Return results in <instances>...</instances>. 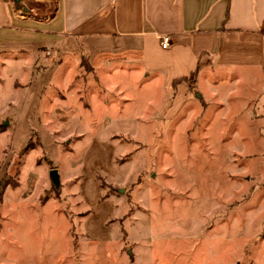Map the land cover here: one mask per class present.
Returning a JSON list of instances; mask_svg holds the SVG:
<instances>
[{"label": "rangeland", "instance_id": "1", "mask_svg": "<svg viewBox=\"0 0 264 264\" xmlns=\"http://www.w3.org/2000/svg\"><path fill=\"white\" fill-rule=\"evenodd\" d=\"M9 1L32 23L55 9ZM19 41L0 40V181L17 185L0 264H264V106L243 69L202 74L203 107L133 52Z\"/></svg>", "mask_w": 264, "mask_h": 264}, {"label": "crops", "instance_id": "2", "mask_svg": "<svg viewBox=\"0 0 264 264\" xmlns=\"http://www.w3.org/2000/svg\"><path fill=\"white\" fill-rule=\"evenodd\" d=\"M44 2L54 4L53 18L32 23L21 19L16 4L0 0V40H21L17 43L36 49L42 43L57 49L65 39L82 44L102 41L107 49L133 52L132 63L141 65L153 80L164 82L166 88L176 85L174 90L186 94V104L196 96L203 107L208 102L199 92L202 74L240 68L248 75L247 84L257 83L261 89L259 99L247 96L250 105L264 106V0ZM162 37L169 38L165 49Z\"/></svg>", "mask_w": 264, "mask_h": 264}, {"label": "trees", "instance_id": "3", "mask_svg": "<svg viewBox=\"0 0 264 264\" xmlns=\"http://www.w3.org/2000/svg\"><path fill=\"white\" fill-rule=\"evenodd\" d=\"M54 12V11H53ZM53 14H51L52 16ZM50 16V19H52L53 17ZM176 84V83H174ZM28 148H25L24 150H22V154H26ZM15 187L17 186L16 183H12V181L10 180V178H4L0 181V203L3 199V194L5 192V190L8 188V187Z\"/></svg>", "mask_w": 264, "mask_h": 264}, {"label": "water", "instance_id": "4", "mask_svg": "<svg viewBox=\"0 0 264 264\" xmlns=\"http://www.w3.org/2000/svg\"><path fill=\"white\" fill-rule=\"evenodd\" d=\"M14 1L18 2V0H14ZM49 178H50V182L53 188L56 190H59L60 189V177L56 169H52L49 171Z\"/></svg>", "mask_w": 264, "mask_h": 264}, {"label": "built area", "instance_id": "5", "mask_svg": "<svg viewBox=\"0 0 264 264\" xmlns=\"http://www.w3.org/2000/svg\"><path fill=\"white\" fill-rule=\"evenodd\" d=\"M169 46V38L168 37H162L161 38V47L163 49L167 48ZM49 55V53H47Z\"/></svg>", "mask_w": 264, "mask_h": 264}]
</instances>
